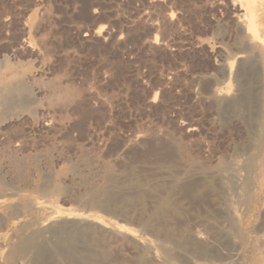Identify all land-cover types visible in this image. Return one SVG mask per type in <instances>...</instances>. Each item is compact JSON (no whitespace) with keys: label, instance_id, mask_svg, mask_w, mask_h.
<instances>
[{"label":"rangeland","instance_id":"rangeland-1","mask_svg":"<svg viewBox=\"0 0 264 264\" xmlns=\"http://www.w3.org/2000/svg\"><path fill=\"white\" fill-rule=\"evenodd\" d=\"M258 2L262 39L251 48L243 26L236 22L241 13L232 0H0V87L4 90L0 88V95L12 97L23 85L18 95H28L30 103L1 108L5 116L0 113V126L7 133L0 128V182L6 187L0 200L16 203L30 198L41 203L42 212L28 218L32 228L42 222L49 225L45 219L52 207L91 213L96 223L66 219L63 228L69 232L80 227V233L74 229L80 234L78 247L82 251V245L94 246L92 264H139L134 258L140 252L133 246L138 251L135 256L131 238H114L100 226L102 222L117 223L139 235L143 232L172 264L262 262L264 0ZM228 63L232 64L229 78L225 76ZM226 84L228 91L218 93ZM253 139L258 143L253 145ZM33 169H38L36 175ZM110 175L114 185H107L113 189L117 185L128 203L100 199L98 210L89 207L87 191L106 186ZM44 177L62 191L51 196L40 192ZM10 180H14L12 188ZM11 220L16 222L9 227L0 222V264L6 262L7 243H15V233L24 228V222ZM47 230L45 238L54 242L53 228ZM212 249L219 251L218 256ZM56 251L63 255L60 247ZM62 259L53 262L63 264Z\"/></svg>","mask_w":264,"mask_h":264},{"label":"bare ground","instance_id":"bare-ground-1","mask_svg":"<svg viewBox=\"0 0 264 264\" xmlns=\"http://www.w3.org/2000/svg\"><path fill=\"white\" fill-rule=\"evenodd\" d=\"M233 2H235V3H237L238 4V7L237 8H239V11H240V13L241 14H239L238 15V13H237V15H238V17L237 18H239L240 19V21L238 22V20H236V22L239 24V23H241V25L243 26V28H244V33H245V35H246V41H247V43L251 46V48L252 47H256L258 44H260V40L262 39L261 38V34H260V32L262 31L261 30V24H262V22H261V20H258V17H257V14H258V12L261 10V6H260V4H259V2H258V0H232ZM231 2V1H230ZM220 5V4H219ZM233 5V4H232ZM234 6V5H233ZM232 8V7H231ZM237 8H235L236 9V11H237ZM234 9V10H235ZM233 10V9H232ZM236 14V13H235ZM235 14H234V16H235ZM173 15V14H172ZM236 15V16H237ZM236 18V17H235ZM169 21V20H168ZM240 25V26H241ZM239 26V25H238ZM240 26H239V28H240ZM102 28L103 27H98V31H100V30H102ZM242 32V31H241ZM243 33V34H244ZM238 34V33H237ZM240 34V33H239ZM263 35H264V32H263ZM245 39V38H244ZM243 40V39H242ZM239 41V40H238ZM246 43V42H245ZM238 44V43H237ZM242 44V43H241ZM238 46V45H237ZM242 46V45H241ZM247 46V45H246ZM249 46V47H250ZM261 46V45H260ZM243 47V46H242ZM244 49V48H243ZM246 49V48H245ZM250 51V50H249ZM254 51V50H253ZM240 52V51H239ZM252 52V51H251ZM250 52V53H251ZM249 53V54H250ZM250 56V55H249ZM235 57V56H234ZM251 57H253V55L251 56ZM250 57V58H251ZM225 58V57H224ZM245 58V57H244ZM253 61H255V60H253ZM248 62V61H247ZM244 63H246V62H244ZM251 63V62H250ZM5 64V63H4ZM224 64V63H223ZM253 64V63H252ZM2 65V64H1ZM0 65V66H1ZM7 66L9 65V64H6ZM239 66V65H238ZM2 67V66H1ZM3 67H6V66H3ZM10 67V66H9ZM259 67V66H258ZM246 68V67H245ZM250 68V67H249ZM252 68H253V66H252ZM4 69V68H3ZM7 69V68H6ZM11 69V68H10ZM7 70H9V69H7ZM257 70H260V69H257ZM0 71H2L1 69H0ZM231 72H232V64L231 63H228V69H227V74H225V76L226 75H228V77L227 78H229L230 77V75H232L231 74ZM243 72V71H242ZM246 72V71H245ZM244 72V73H245ZM11 73H13V72H11ZM17 73V72H16ZM6 74V73H5ZM4 74V75H5ZM20 74V73H19ZM252 74V73H251ZM260 74V73H259ZM3 75V74H2ZM16 75V74H15ZM261 75H262V73H261ZM12 76V75H11ZM10 76V77H11ZM18 76V75H17ZM16 76V77H17ZM20 76V75H19ZM19 76L17 77V79L19 78ZM3 77V76H2ZM9 77V78H10ZM15 77V76H14ZM238 77V76H237ZM243 77V76H242ZM250 77V76H249ZM1 78V77H0ZM7 78V77H6ZM8 78V79H9ZM232 78V77H231ZM251 78V77H250ZM5 79V78H4ZM3 79V80H4ZM14 79H16V78H14ZM261 79V78H260ZM7 80V79H6ZM19 80V79H18ZM238 80H240V79H238ZM263 80V79H262ZM9 81H10V79H9ZM8 81V82H9ZM12 81H13V76H12ZM15 81H17V80H15ZM7 82V84H9ZM3 82L1 81V83L0 84H2ZM6 83V82H5ZM244 83V82H243ZM227 84H229V83H227ZM226 84V86L223 88V89H219L218 90V93H223V92H226V91H228V86L229 85H227ZM254 84V83H253ZM5 85V84H4ZM10 85V84H9ZM243 85H245V84H243ZM13 86V85H12ZM11 86V87H12ZM17 86V85H16ZM240 86V85H239ZM10 87V86H9ZM27 87V86H26ZM240 87H242V85L240 86ZM1 88V87H0ZM242 88H244V87H242ZM260 88V87H259ZM2 89V88H1ZM0 89V91H2ZM53 89V88H52ZM58 89V88H57ZM63 89V88H62ZM250 89V88H249ZM252 89V88H251ZM264 89V88H263ZM7 90V89H6ZM5 90V91H6ZM11 90V89H10ZM243 90V89H242ZM258 90V89H257ZM4 91V90H3ZM2 91V92H3ZM8 91V90H7ZM23 92L24 91V87H23V85L22 86H20V87H18L17 89H16V91H14L12 94H13V96L11 97H7V96H5L4 95V93H3V96L2 95H0L1 97H0V113H1V110H3V109H1V108H10V110H11V108H12V106H15V108H16V106L17 107H20L21 106V108H22V106L24 107L27 103H28V95H26V96H24V97H20L21 95H18V93L19 92ZM53 91V90H52ZM55 91V90H54ZM58 91V90H57ZM64 91H66L65 89H64ZM63 91V92H64ZM245 91H246V89H245ZM248 91V90H247ZM264 91V90H263ZM12 92V91H11ZM56 92V91H55ZM243 92V91H242ZM1 93V92H0ZM9 93H10V91H9ZM29 93V92H28ZM54 93V92H53ZM247 93V92H246ZM262 93V92H261ZM8 94V93H7ZM6 94V95H7ZM11 94V93H10ZM9 94V95H10ZM11 94V95H12ZM24 94H26V93H24ZM31 94V93H30ZM65 94V93H64ZM224 94V93H223ZM253 94V93H252ZM251 94V95H252ZM263 94V93H262ZM57 95V94H56ZM248 95V94H247ZM250 95V96H251ZM58 96V95H57ZM60 96V95H59ZM58 96V97H59ZM62 96V95H61ZM60 96V97H61ZM67 96V95H66ZM218 96V95H217ZM220 96V95H219ZM222 96V95H221ZM224 96V95H223ZM231 96V95H230ZM246 96V95H245ZM244 96V97H245ZM256 96V95H255ZM31 97V96H30ZM248 97V96H247ZM32 98V97H31ZM218 98V97H217ZM216 98V99H217ZM261 98H262V96H261ZM242 99V98H241ZM240 99V100H241ZM248 100V99H247ZM258 100H260L259 98H258ZM262 100H263V98H262ZM224 101V100H223ZM244 101V100H243ZM243 101H241V102H243ZM224 102H226V101H224ZM245 102V101H244ZM251 102V101H250ZM232 103H233V106H231L232 108L233 107H235V105H234V102L232 101ZM252 103V102H251ZM30 104V103H29ZM29 104H27V105H29ZM237 104V103H236ZM229 106V107H230ZM263 106V105H262ZM27 107V106H26ZM238 108V107H237ZM20 109V108H19ZM247 109V108H246ZM239 110V109H238ZM7 111V110H6ZM224 111H225V109H224ZM5 112V111H4ZM8 112V111H7ZM229 112V111H228ZM233 112H234V109H233ZM235 112H236V109H235ZM234 112V113H235ZM262 112V111H261ZM263 113V112H262ZM2 114V113H1ZM5 114V113H4ZM23 115V114H22ZM259 115V114H258ZM262 115V114H261ZM260 115V117L262 118V116H264V113H263V115L261 116ZM2 116H5V115H3L2 114ZM1 117V116H0ZM18 117V116H17ZM21 117V116H20ZM19 118V117H18ZM1 119H3V117H1ZM16 119V118H15ZM23 119V118H22ZM249 120L251 121V119L249 118ZM256 120H258V119H256ZM2 121H5V119L4 120H2ZM21 121H23V120H21ZM253 122V121H252ZM251 122V123H252ZM255 122V121H254ZM253 122V123H254ZM258 122H259V120H258ZM1 123V122H0ZM19 123V122H18ZM4 125V124H3ZM252 125V124H251ZM255 126V125H254ZM257 126H259V127H261L260 126V123L257 125ZM18 127V126H17ZM258 127V128H259ZM0 128H1V126H0ZM3 128V127H2ZM1 128V130H3ZM251 128H253L252 126H251ZM258 128H257V130H258ZM263 127H261V128H259V129H262ZM6 129V128H5ZM4 129V130H5ZM7 129H8V127H7ZM254 129V128H253ZM0 130V131H1ZM3 130V131H4ZM256 131V130H255ZM259 131V130H258ZM257 131V132H258ZM261 131V130H260ZM263 131V130H262ZM253 132V131H252ZM5 133H7L6 132V130H5ZM12 133V132H11ZM13 134V133H12ZM151 134V133H150ZM2 135V134H1ZM0 135V136H1ZM6 135V134H5ZM16 134H14V136H15ZM258 135H260V134H258ZM3 136V135H2ZM12 137L11 136V138H13V140H14V138H16V137ZM19 136V135H18ZM140 136V135H139ZM152 136H154V135H152ZM261 136V135H260ZM9 137H10V135H9ZM20 137V136H19ZM18 137V138H19ZM25 137V136H24ZM136 137V136H135ZM256 137H257V135L255 136V139H256ZM264 137V136H263ZM262 137V138H263ZM7 138V137H6ZM10 139V138H9ZM8 138H7V140H4V141H7L8 142V140H9ZM21 139V138H20ZM135 138H133V140H134ZM136 139H137V137H136ZM252 139V138H251ZM255 139H253V145L255 144V143H258V142H255L256 140ZM16 140H17V138H16ZM131 140V139H130ZM129 140V141H130ZM132 140V141H133ZM1 141H3V139L1 140ZM11 141H12V139H11ZM134 141H137V140H134ZM12 142H16L15 140L14 141H12ZM19 142H21V141H19ZM251 142V141H250ZM251 142V143H252ZM10 142H8V144H9ZM7 144V145H8ZM15 144V143H14ZM20 144V143H19ZM23 144H25V143H23ZM3 145V144H2ZM6 145V146H7ZM10 145V144H9ZM8 145V146H9ZM21 145V144H20ZM17 146H19V145H17ZM1 147V146H0ZM9 147H11V146H9ZM14 147V146H13ZM2 148V147H1ZM0 148V149H1ZM8 148V147H7ZM6 148V149H7ZM20 148V147H19ZM4 149V148H3ZM255 149H257V148H255ZM255 149H252V150H255ZM264 149V148H263ZM7 150H9V148L7 149ZM2 152H3V150H2ZM5 152V151H4ZM15 152H16V150H15ZM250 152V151H249ZM17 153H19L18 151H17ZM255 153H256V150H255ZM28 154V153H27ZM251 155H252V153H250ZM257 154V153H256ZM17 155V154H16ZM18 155H20V153L18 154ZM17 155V156H18ZM23 155H25V154H23ZM253 155H254V153H253ZM4 156V155H3ZM10 156V155H9ZM32 155L30 154V157H31ZM34 156V155H33ZM39 156V155H38ZM37 156V157H38ZM256 156V155H255ZM255 156H252L253 157V159H255ZM1 157V156H0ZM11 157V156H10ZM16 157V156H15ZM21 157V156H20ZM25 157V156H24ZM251 157V156H250ZM251 157V158H252ZM12 158H13V156H12ZM18 158H19V156H18ZM34 157H32L31 159H33ZM41 158V157H40ZM258 158V157H257ZM3 159V158H2ZM8 160H9V158H7ZM41 159H43V158H41ZM253 159H250V160H252L253 161ZM28 160L30 161V159H29V157H28ZM37 160V159H36ZM1 161V160H0ZM3 161V160H2ZM41 161V160H40ZM21 162V161H20ZM34 162V161H33ZM36 162V164H34V165H36V166H38V163H37V161H35ZM39 162V161H38ZM254 162V161H253ZM5 163H7V162H5ZM14 163V162H13ZM27 163V162H26ZM255 163V162H254ZM257 163H258V161H257ZM260 163V162H259ZM2 164V163H1ZM0 164V165H1ZM23 164V163H22ZM31 164V163H30ZM40 164V163H39ZM235 164V163H234ZM233 164V165H234ZM4 165V164H3ZM7 165V164H6ZM10 165V164H9ZM9 165H7V166H9ZM13 166L15 165V166H18L19 164H12ZM24 165V164H23ZM261 165V164H260ZM6 166V167H7ZM27 166V165H26ZM30 166H33V165H30ZM35 166V167H36ZM1 168L3 167V166H0ZM6 167H4V168H6ZM234 167H235V165H234ZM263 167V166H262ZM8 168V167H7ZM22 168V167H21ZM34 168V167H33ZM38 168V167H37ZM238 168H239V166H238ZM255 168V167H254ZM257 168V167H256ZM19 171H21L19 168H17ZM30 169V168H29ZM32 169V168H31ZM36 169V168H35ZM223 169V168H222ZM226 169V168H225ZM230 169V168H229ZM249 169V168H248ZM18 170H16V171H18ZM26 170H28V169H26ZM34 170V169H33ZM33 170H31L32 172H33ZM38 170V169H37ZM37 170H34V175H36L35 174V171H37ZM224 170V169H223ZM258 170V169H257ZM18 171V172H19ZM24 171V170H23ZM23 171H22V174H23ZM250 171H251V169H250ZM263 171V170H262ZM4 172H6V171H4ZM8 172V171H7ZM15 172V171H14ZM40 172V171H39ZM44 172V171H43ZM236 172V171H235ZM255 172V171H254ZM1 173V172H0ZM41 173V172H40ZM45 173V172H44ZM49 173V172H48ZM229 173V172H228ZM10 174V173H9ZM13 174V173H12ZM11 174V175H12ZM17 175L19 174V173H16ZM25 174H27L26 172H25ZM230 174H232V172L230 173ZM236 174H238V171H237V173ZM3 175V174H2ZM5 175H7V174H5ZM20 175H21V173H20ZM20 175H19V177H20ZM29 175V174H28ZM51 175V174H50ZM229 175V174H228ZM239 175V174H238ZM237 175V176H238ZM259 175V174H258ZM262 174H260V176H261ZM14 176H16V175H14ZM23 176H25V175H23ZM108 176V175H107ZM111 177L109 178V180H107L106 181V184H104V185H106V186H99V187H101V188H99V189H95L94 188V190H91V189H93L92 187H91V189H87L86 191H87V195L89 196V198H90V204L89 205H91V206H89V207H96V209L98 208V206H100L101 205V200L100 199H102L104 202L105 201H108V202H113V200L114 201H116V200H122L123 202H124V200H127V197H125V196H123V194H124V192H123V194H122V191H120V190H117V188L118 187H114V188H116V189H113L110 185H107L108 183L107 182H110V183H112V181H113V178H112V175H110ZM128 176V175H127ZM225 176H227V174L225 175L224 174V177ZM234 176V175H233ZM241 176V175H240ZM252 176V175H251ZM2 177V176H1ZM17 177V176H16ZM31 176H29V178H30ZM39 177H40V174H39ZM38 177V178H39ZM48 177V176H47ZM115 177V176H114ZM230 177V176H229ZM239 177V176H238ZM242 177V176H241ZM240 177V178H241ZM6 178V177H5ZM7 178H9V177H7ZM20 178H23L22 176L20 177ZM28 178V179H29ZM45 178V177H44ZM40 179L41 180V184H39V185H41V189H40V192H45V195H46V193L48 192H50V196H51V192H53V191H59V190H61L60 188H57L58 186H53L54 184L53 183H51L50 184V182H48V180L45 178V179ZM49 178V177H48ZM106 178H108V177H106ZM111 178H112V180H111ZM129 178V177H128ZM227 178V177H226ZM1 179H3V178H1ZM26 179V178H25ZM24 179V180H25ZM31 180H32V178H30ZM50 179V178H49ZM125 179H127V178H125ZM131 179V178H130ZM134 179V178H133ZM132 179V180H133ZM249 179V178H248ZM247 179V180H248ZM259 179V178H258ZM24 180H23V183H24ZM51 180V179H50ZM128 180V179H127ZM229 180V179H228ZM237 180H238V178H237ZM243 179H241V181H242ZM13 181L14 180H12V182H11V180H10V186H11V188H12V183H13ZM52 181H54V182H56L55 181V179L53 180L52 179ZM51 181V182H52ZM104 181H105V179H104ZM134 181V180H133ZM240 181V180H239ZM7 182H9V181H7ZM27 182H29V180L27 181ZM33 182V181H32ZM32 182H30V183H32ZM58 182V181H57ZM127 182V181H126ZM235 182V181H234ZM225 183V182H224ZM238 183V182H237ZM14 184V183H13ZM25 184H27V183H25ZM34 184V183H33ZM53 184V185H52ZM127 184H129V183H127ZM17 185V184H16ZM20 185V184H19ZM114 185V183H112V186ZM132 185H133V183H132ZM225 185V184H224ZM239 185V184H238ZM253 185V184H252ZM256 185V184H255ZM13 186H15V185H13ZM30 186V185H29ZM36 186H38V184L36 185ZM35 186V187H36ZM119 186V185H118ZM128 186H131V184H129ZM127 186V187H128ZM248 186V185H247ZM31 187V186H30ZM33 187V186H32ZM34 187V188H35ZM38 187V188H39ZM126 187V186H125ZM238 187V186H237ZM241 187H242V185H241ZM258 187V186H257ZM5 186L2 184V182H0V193H2V191L4 192L5 191ZM8 188V187H7ZM38 188L36 189V190H38ZM156 188H157V186H156ZM160 188V187H159ZM256 188V187H255ZM18 189V188H17ZM27 190L26 192H28L29 190H28V188H24V190ZM30 189V188H29ZM226 189H228L227 187H226ZM240 189V188H239ZM13 190V189H12ZM11 190V191H12ZM23 190V189H22ZM34 190V189H33ZM123 190H126V189H123ZM250 190V189H249ZM253 190V189H252ZM9 191V190H8ZM10 191V193H12ZM15 191V190H14ZM21 191V190H20ZM20 191H18V193H20ZM62 191V190H61ZM85 191V192H86ZM7 192V191H6ZM241 192H243V190L241 191ZM9 193V192H8ZM8 193H5V195H7ZM9 193V194H10ZM23 193H25V191L23 192ZM29 193V192H28ZM31 193V192H30ZM29 193V194H30ZM55 193V192H54ZM59 193V192H58ZM126 193V192H125ZM134 193V192H133ZM155 193V192H154ZM13 194V193H12ZM12 194H10V195H12ZM132 194V193H131ZM1 195V194H0ZM3 195H4V193H3ZM28 195V194H27ZM33 195V194H32ZM34 195H36V193H34ZM50 196H48V197H50ZM84 196H85V194H84ZM239 196H240V194H239ZM39 197V196H38ZM42 197V196H41ZM86 197V196H85ZM40 198V197H39ZM133 198V197H132ZM165 199V198H164ZM120 200V201H121ZM131 200V199H130ZM129 200V201H130ZM162 200V199H161ZM122 201H121V203H122ZM85 202V203H86ZM127 203H128V200L126 201ZM125 202V203H126ZM140 202V201H139ZM80 203V202H79ZM115 203V202H114ZM119 202H117V204H118ZM120 203V204H121ZM131 203V202H130ZM164 203V202H163ZM228 203V202H227ZM54 205H55V203H53ZM84 204V203H83ZM88 204H86L87 205V207H88ZM109 204V203H108ZM107 204V205H108ZM116 204V203H115ZM117 204H116V207H117ZM119 204V205H120ZM123 204V203H122ZM231 204V203H230ZM45 205V204H44ZM49 206H50V204H48ZM81 205V204H80ZM85 205V206H86ZM111 205V204H110ZM113 205V204H112ZM112 205H111V207H112ZM228 205H229V203H228ZM233 205H235V203L234 204H232V206ZM125 207H126V205H124ZM130 206V205H129ZM133 206V205H132ZM131 206V207H132ZM263 206H264V204H263ZM57 207V206H56ZM102 207V206H101ZM106 207V206H105ZM136 207V206H135ZM50 208V207H49ZM53 208V212H52V214L51 215H49L48 217H46V219H45V221H46V223L48 222L49 223V225L48 226H44L45 224H43V222H42V224H39L36 228H32L31 227V225H30V223L28 222V218L30 217H32L33 215H36L37 216V214H39L40 212H42L41 210H42V206H41V203H39V202H37V201H35V200H32V199H30V198H23V199H20L18 202H16V203H6L4 200H0V222L1 223H3L5 226H8V225H10V224H14V222H16V221H14V220H11V218H15L18 222H24V228L22 227V229H20L18 232H14L15 233V235H14V237L16 238V240H15V243H7V245H6V247H7V251H6V262H7V264H54V262L55 261H57L56 259H58V257L59 256H62L63 257V264H92V262L94 261V259H92L93 258V253H95V252H93V249H92V247H94V246H89V245H86L85 247L82 245V247L84 248V250H82L81 251V249H79V247H78V245H80V242H79V238H80V234L78 235V230H77V228H80V227H76V228H74L75 229V231H78V232H75L74 231V229H73V231H69V232H66L65 230H64V225L66 224L65 223V220L66 219H69L68 221H72V219H74V220H76V222H78V223H80V222H88V223H91V222H94V223H96L98 220H97V218H95L93 215H91V213H89V214H84V213H70V212H61L60 211V209H57V208H55V207H52ZM83 208H85L84 206H83ZM107 208V207H106ZM114 208V207H113ZM113 208H110V209H113ZM117 208H119V207H117ZM120 208L122 209V207H121V205H120ZM119 208V209H120ZM124 208V207H123ZM127 208V207H126ZM229 207H227V209H228ZM51 209V208H50ZM92 209V208H91ZM100 209V208H99ZM109 209V208H108ZM133 209H134V207H133ZM230 209V208H229ZM81 210V209H80ZM98 210V209H97ZM102 210V209H101ZM117 210V209H116ZM128 210H130V209H128ZM135 210V209H134ZM48 211V210H47ZM76 211V210H75ZM84 211V210H83ZM96 211V210H95ZM122 211V210H121ZM125 211V210H124ZM136 211H137V209H136ZM233 211H236L235 209H233ZM46 212V211H45ZM86 212V211H85ZM126 212V211H125ZM124 212V213H125ZM129 212V211H128ZM231 213H233L232 212V207H231ZM44 214V213H43ZM123 214V213H122ZM144 214V213H143ZM236 214H238V213H236ZM236 214H234V215H236ZM241 214V213H240ZM98 215V214H97ZM232 215V214H231ZM144 216V215H143ZM236 216H238V215H236ZM138 217V216H137ZM239 217H241V216H239ZM103 218V217H102ZM237 218V217H236ZM33 219H34V217H33ZM71 219V220H70ZM108 219V218H107ZM143 219V218H142ZM264 219V218H263ZM110 220V219H109ZM138 221L140 220V218H138L137 219ZM136 220V221H137ZM236 220H238V219H236ZM100 221V220H99ZM145 221V220H144ZM114 222V221H113ZM116 222V221H115ZM141 222V221H140ZM146 222V221H145ZM144 222V223H145ZM234 222H237V221H235L234 220ZM32 223V222H31ZM45 223V222H44ZM143 223V224H144ZM147 223V222H146ZM145 223V224H146ZM216 223V222H215ZM219 223V222H218ZM231 223V222H230ZM22 224V223H21ZM71 224V223H70ZM85 224V223H84ZM99 223H97L96 225H98ZM144 224V225H145ZM148 224V223H147ZM220 224V223H219ZM232 224H234L233 222H232ZM236 224V223H235ZM240 224V223H239ZM1 225V224H0ZM74 225V224H73ZM231 225V224H230ZM229 225V226H230ZM242 225V224H241ZM264 225V224H263ZM4 226V227H5ZM18 226V225H17ZM66 226V225H65ZM100 226H102V228L106 231V232H108V233H110L111 235H113L114 236V238L116 237V238H126V237H130L131 238V243H132V247L134 246V247H136L137 249H138V251L140 252V256H137L136 258H134V259H138L139 261H138V263L140 264L141 262H143L144 260H149V262L151 261V264H172L170 261H168L166 258H167V256L166 257H164L163 258V253L165 252L164 250L165 249H162L164 252L162 253L163 255L161 256L160 254H159V252H158V250H157V245H155L154 243H153V241H151V240H149V239H147L148 237H144V235H143V232H141L140 234L141 235H139V234H137L135 231H133L132 229H129V228H126V227H123V226H119V225H117V223L115 224V223H104V222H102L101 223V225ZM221 226V225H220ZM232 226L233 225H231L230 226V228H232ZM260 226V228H261V225H259ZM259 226H258V228H259ZM3 227V228H4ZM9 227V226H8ZM13 227V226H12ZM21 227V226H20ZM68 227V226H67ZM73 228V226L72 225H70V228ZM74 227H75V225H74ZM139 227H141V226H139ZM217 227V226H216ZM234 227V226H233ZM48 228H51V231H52V228H53V232H54V238H55V240H54V242L52 241H49V238L47 239V237L45 238V236H44V233H45V231L48 229ZM66 228V227H65ZM87 228H89V227H87ZM93 228H94V226H93ZM219 228V227H218ZM229 228V227H228ZM235 228V227H234ZM237 228V227H236ZM257 228V229H258ZM69 229V228H68ZM99 229H100V227H99ZM240 229V228H239ZM139 230V229H138ZM244 230V229H243ZM48 231V230H47ZM50 230L48 231V232H51ZM68 231V230H67ZM103 231V230H102ZM143 231V230H142ZM145 231V230H144ZM218 231V230H217ZM216 231V232H217ZM239 230H236V232H238ZM245 231V230H244ZM259 231V230H258ZM262 231H264L263 229H262ZM261 231V232H262ZM83 232V231H82ZM87 232H89L90 233V231H88L87 230ZM139 232H140V230H139ZM138 232V233H139ZM169 232V231H168ZM242 232V231H241ZM80 233V232H79ZM84 233H85V231H84ZM160 233V232H159ZM230 233V232H229ZM248 233V232H247ZM12 234V233H11ZM10 234V235H11ZM161 234V233H160ZM220 234H221V232H220ZM253 234V233H252ZM259 234H262V236H263V233H259ZM10 235H9V237H10ZM86 235V234H85ZM88 235V234H87ZM104 235H106L105 234V232H104ZM143 235V236H142ZM159 235V234H158ZM157 235V236H158ZM167 235V234H166ZM165 235V236H166ZM236 235H237V233H236ZM257 235V234H256ZM84 236V235H83ZM83 236H81L82 237V239L83 238H86V237H83ZM101 236H103L102 234H101ZM107 236V235H106ZM109 236V235H108ZM163 236V235H162ZM224 236V235H223ZM238 236H239V234H238ZM246 236V235H245ZM245 236H243V234L242 235H240V237L242 238V237H245ZM248 236H249V234H248ZM254 236V235H253ZM258 236V235H257ZM256 236V237H257ZM261 235H259L258 237H260ZM3 237H4V235H3ZM95 237V236H94ZM104 237V236H103ZM102 237V238H103ZM159 237V236H158ZM161 237V236H160ZM166 237H168V235L166 236ZM172 237V236H171ZM228 237V236H227ZM6 238V237H5ZM111 238V237H110ZM173 238V237H172ZM193 238V237H192ZM196 238V237H195ZM198 238V237H197ZM246 238V237H245ZM252 238H254V237H252ZM261 238V237H260ZM264 238V237H263ZM12 239V238H11ZM87 239V238H86ZM99 239V238H98ZM113 239V238H112ZM157 239V238H156ZM155 239V240H156ZM176 239V238H175ZM190 239V238H189ZM231 239H233L232 238V236H231ZM247 239H249V238H247ZM251 239V238H250ZM96 240V239H95ZM162 240H164V239H162ZM253 240V239H252ZM257 240V242L258 241H260V240H258V238L256 239ZM10 241V240H9ZM91 241V240H90ZM89 241V242H90ZM98 241V240H97ZM101 241V240H100ZM116 241V240H115ZM114 241V242H115ZM234 241V240H233ZM246 241V240H245ZM244 241V242H245ZM250 241V240H249ZM248 241V242H249ZM261 241H263V240H261ZM8 242V241H7ZM82 242V241H81ZM123 242V241H122ZM154 242H156V241H154ZM158 242H160V241H158ZM173 242V241H172ZM176 242V241H175ZM218 242H219V240H218ZM218 242L216 243L217 245H216V247L218 246ZM229 242V241H228ZM232 242V241H231ZM239 242V241H238ZM237 242V243H238ZM79 243V244H78ZM88 243V242H87ZM93 243H94V241H93ZM100 243V242H99ZM128 243V242H127ZM178 243V242H177ZM212 243H215L214 241L212 242ZM221 243V242H220ZM235 243H236V241H235ZM250 243V242H249ZM95 244V243H94ZM101 244V243H100ZM120 244V243H119ZM123 244V243H122ZM169 244V243H168ZM175 244V243H174ZM182 244V243H181ZM193 244V243H192ZM192 244H190V245H192ZM197 244V243H196ZM222 244V243H221ZM228 244V243H227ZM234 244V243H233ZM241 244H243V243H241ZM246 244V243H245ZM251 244V243H250ZM254 244V243H253ZM97 245V244H96ZM124 245V244H123ZM160 245V244H159ZM163 245V244H162ZM171 245H172V243H171ZM190 245H187V249H188V246H190ZM195 244H193L192 246H194ZM244 245V244H243ZM262 245H263V243H262ZM261 245V246H262ZM175 246V245H174ZM213 246V245H212ZM235 246V245H234ZM239 246V245H238ZM251 246V245H250ZM261 246H259V247H261ZM57 247H60V249H62V254L63 255H61L60 253H58L57 251H56V248ZM81 247V248H82ZM119 246H117L116 248H118ZM131 247V248H132ZM133 247V250H134V253H136L135 254V256L136 255H138V251H137V249L136 248H134ZM215 247V246H214ZM227 247H229V246H227ZM242 247V246H241ZM246 247V246H245ZM82 248V249H83ZM98 248V247H97ZM176 248V247H175ZM191 248V247H190ZM193 248V247H192ZM191 248V249H192ZM203 248V247H202ZM201 248V249H202ZM212 248V247H211ZM217 248H219V247H217ZM222 248V247H221ZM254 248V247H253ZM101 249V248H100ZM105 249H106V246H105ZM180 249H182V248H180ZM179 249V250H180ZM196 249V248H195ZM194 249V250H195ZM228 249V248H227ZM229 249H231L230 247H229ZM245 249V248H244ZM263 249V248H262ZM57 250H59V249H57ZM135 250L137 251V252H135ZM197 251H198V249H196ZM195 250V251H196ZM206 250V252H207V250L208 249H205ZM213 250H215V249H212V251ZM220 250V249H219ZM237 250V249H236ZM253 250V249H252ZM3 251V250H2ZM108 251V250H107ZM117 251V250H116ZM204 251V250H203ZM216 251V250H215ZM218 251V250H217ZM217 251L215 252L216 253V256H218V253H217ZM227 251V250H226ZM233 251V250H232ZM262 251H264V250H262ZM205 252V251H204ZM203 252V253H204ZM219 252V251H218ZM241 252V251H240ZM261 252V251H260ZM117 253V252H116ZM168 253V252H167ZM202 253V254H203ZM212 253H214V252H212ZM226 253V252H225ZM98 254V253H97ZM223 254V253H222ZM235 254H237V253H235ZM239 254V253H238ZM241 254V253H240ZM115 255V254H114ZM166 255V254H165ZM171 255V254H170ZM204 255H206V253L204 254ZM261 255H262V253H261ZM261 255H260V257H261ZM108 256H109V254H108ZM111 256V255H110ZM109 256V257H110ZM133 256H134V254H133ZM199 256V255H198ZM197 256V257H198ZM243 256H244V254H243ZM96 257V256H95ZM100 257V256H99ZM103 257H104V259L105 260H108L107 258H109V257H107L106 256V258H105V256L103 255ZM113 257V256H112ZM139 257V258H138ZM169 257H171V256H169ZM211 257V256H210ZM234 257H235V255H234ZM234 257H231L230 258V260L232 259V258H234ZM241 257V256H240ZM255 257V256H254ZM263 257V256H262ZM261 257V258H262ZM97 258V257H96ZM111 258V257H110ZM189 258V257H188ZM217 259H218V257H216ZM103 259V260H104ZM133 259V260H134ZM187 259V258H186ZM190 259H192V257L190 258ZM211 259V258H210ZM219 259L221 260V257H220V255H219ZM238 259H239V257H238ZM237 259V260H238ZM244 259V258H243ZM4 260V259H3ZM55 260V261H54ZM101 261L102 260V256L100 257V259H98V261ZM110 260V259H109ZM189 260V259H188ZM212 260V259H211ZM236 260V259H235ZM240 260V259H239ZM263 261L261 262V260H260V262H261V264H264V259H262ZM2 261V260H1ZM54 261V262H53ZM99 261V262H100ZM192 261V260H191ZM225 261V260H224ZM223 261V262H224ZM234 261V260H233ZM4 262V261H3ZM6 262H4V264L6 263ZM96 261H94V263H95ZM102 262V261H101ZM110 261H108V263H109ZM134 262V261H133ZM152 262H154V263H152ZM230 262H232V261H230ZM260 262H259V264H260ZM1 263V262H0ZM98 263V262H97ZM104 263V262H103ZM103 263H101V264H103ZM106 263V262H105ZM107 263V264H108ZM221 263V262H220ZM225 263H227V262H225ZM58 264H62L61 262H59ZM142 264V263H141ZM145 264V263H144ZM175 264V263H174ZM191 264V263H190ZM195 264H198V262L197 263H195ZM208 264H209V261H208ZM224 264V263H223ZM230 264V263H229Z\"/></svg>","mask_w":264,"mask_h":264}]
</instances>
